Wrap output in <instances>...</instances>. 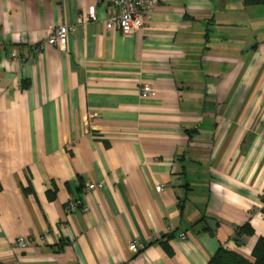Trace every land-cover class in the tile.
Masks as SVG:
<instances>
[{
	"label": "crops",
	"instance_id": "0c3cea01",
	"mask_svg": "<svg viewBox=\"0 0 264 264\" xmlns=\"http://www.w3.org/2000/svg\"><path fill=\"white\" fill-rule=\"evenodd\" d=\"M115 9L0 0V264H207L221 247L252 262L264 7L165 0L131 38L105 28ZM61 25L62 52L43 43Z\"/></svg>",
	"mask_w": 264,
	"mask_h": 264
},
{
	"label": "built area",
	"instance_id": "2783aa9c",
	"mask_svg": "<svg viewBox=\"0 0 264 264\" xmlns=\"http://www.w3.org/2000/svg\"><path fill=\"white\" fill-rule=\"evenodd\" d=\"M165 0H115V9L110 12L105 20V28L108 31L118 30L120 34L125 38H131L147 24L151 18L153 10ZM85 22H93L95 18V8L92 6L89 8L86 14ZM76 29L73 26L61 25L58 27H50L45 32L44 45L56 47L59 51H65L67 48V41L70 35L75 34ZM42 44V47L44 46ZM13 61H25L24 59H18L14 54L11 55ZM153 94L150 85H144L141 90V96L147 98ZM101 185L90 186L89 190L98 188L101 189ZM157 191H160L162 187H157ZM186 234L182 233L180 238L186 240ZM18 248H24L26 246L25 241L18 240L16 242ZM138 245L132 243L128 246L129 251H136Z\"/></svg>",
	"mask_w": 264,
	"mask_h": 264
},
{
	"label": "trees",
	"instance_id": "16d2710c",
	"mask_svg": "<svg viewBox=\"0 0 264 264\" xmlns=\"http://www.w3.org/2000/svg\"><path fill=\"white\" fill-rule=\"evenodd\" d=\"M242 3L245 7H264V0H242ZM261 214L264 219V198ZM252 234L253 230L248 224L240 227L237 230V242L241 244V241H238V239L244 236H251ZM252 258L253 261L250 262L239 254L221 247L207 264H264V238H259L256 242L252 250Z\"/></svg>",
	"mask_w": 264,
	"mask_h": 264
}]
</instances>
